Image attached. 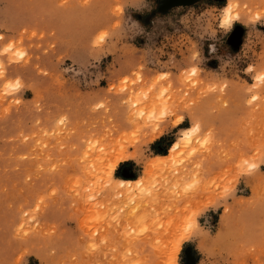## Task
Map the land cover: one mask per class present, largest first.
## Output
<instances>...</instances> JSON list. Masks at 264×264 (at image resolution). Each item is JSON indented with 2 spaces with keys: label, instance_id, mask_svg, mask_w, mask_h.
I'll use <instances>...</instances> for the list:
<instances>
[{
  "label": "rangeland",
  "instance_id": "rangeland-1",
  "mask_svg": "<svg viewBox=\"0 0 264 264\" xmlns=\"http://www.w3.org/2000/svg\"><path fill=\"white\" fill-rule=\"evenodd\" d=\"M263 73L264 0H0V264H264Z\"/></svg>",
  "mask_w": 264,
  "mask_h": 264
},
{
  "label": "bare ground",
  "instance_id": "bare-ground-1",
  "mask_svg": "<svg viewBox=\"0 0 264 264\" xmlns=\"http://www.w3.org/2000/svg\"><path fill=\"white\" fill-rule=\"evenodd\" d=\"M224 16H223V20H222V24L223 26H225V23L224 21L227 19L228 20V24L227 26L230 27L235 21L239 20L240 18V14L237 12V9H236V5L235 4H229L227 7L224 8ZM264 74V73H263ZM258 81H263L264 79V75H259L258 76ZM255 100V98H254ZM191 137H192V134H187L185 136V138L182 139V141L186 140V141H189L191 140ZM183 146V142H180V143H175L171 149H170V152H169V156L166 157V158H175L178 154L177 152L179 150H181ZM119 156L116 157V160L115 162L113 163V165L110 167V172H109V175L111 176L113 174V172L116 170V168L119 166V164L121 162H124L127 160V157L124 153H121V154H118ZM156 159L159 161V160H162L164 159L163 157L161 156H157ZM158 164H154V167H156ZM153 166L150 167V169L152 168ZM134 183L131 182V181H121L120 182V186L122 188H126V186L128 187H131ZM128 193V190L126 191ZM129 194V193H128ZM188 239V236H181V238H179L176 243L174 244L173 247H171L169 249V257H170V263L171 264H175L176 263V260H177V257H178V254L180 253L181 249H182V245L184 242H186Z\"/></svg>",
  "mask_w": 264,
  "mask_h": 264
},
{
  "label": "snow or ice",
  "instance_id": "snow-or-ice-1",
  "mask_svg": "<svg viewBox=\"0 0 264 264\" xmlns=\"http://www.w3.org/2000/svg\"><path fill=\"white\" fill-rule=\"evenodd\" d=\"M224 23H225V26H227L228 20L226 19ZM101 39H103V37H101Z\"/></svg>",
  "mask_w": 264,
  "mask_h": 264
},
{
  "label": "clouds",
  "instance_id": "clouds-1",
  "mask_svg": "<svg viewBox=\"0 0 264 264\" xmlns=\"http://www.w3.org/2000/svg\"><path fill=\"white\" fill-rule=\"evenodd\" d=\"M225 22V21H224Z\"/></svg>",
  "mask_w": 264,
  "mask_h": 264
},
{
  "label": "crops",
  "instance_id": "crops-1",
  "mask_svg": "<svg viewBox=\"0 0 264 264\" xmlns=\"http://www.w3.org/2000/svg\"><path fill=\"white\" fill-rule=\"evenodd\" d=\"M198 264V263H197Z\"/></svg>",
  "mask_w": 264,
  "mask_h": 264
}]
</instances>
